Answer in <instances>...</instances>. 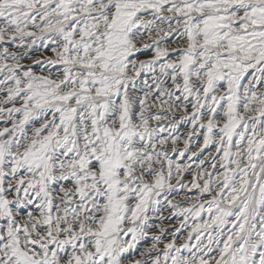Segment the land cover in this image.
Instances as JSON below:
<instances>
[{
    "label": "snow or ice",
    "instance_id": "obj_1",
    "mask_svg": "<svg viewBox=\"0 0 264 264\" xmlns=\"http://www.w3.org/2000/svg\"><path fill=\"white\" fill-rule=\"evenodd\" d=\"M0 264H264V0H0Z\"/></svg>",
    "mask_w": 264,
    "mask_h": 264
}]
</instances>
